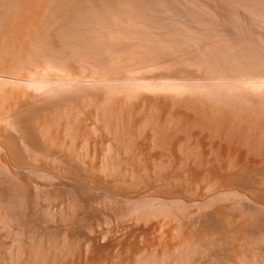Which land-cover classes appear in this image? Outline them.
<instances>
[{
    "label": "bare ground",
    "instance_id": "6f19581e",
    "mask_svg": "<svg viewBox=\"0 0 264 264\" xmlns=\"http://www.w3.org/2000/svg\"><path fill=\"white\" fill-rule=\"evenodd\" d=\"M185 1L180 0L181 6L174 1L173 6L167 0H0V195L16 192L10 200L3 197L10 207L1 199L6 205L0 202V234L14 226L12 216L22 202L24 208L29 205L23 217L34 225L38 215L32 208L40 200L46 204V222H65L64 228L52 229V237L65 229L72 241L69 252L77 255H58L60 249L53 244V257L49 245V259L42 261L46 252L42 253L38 228L25 224L30 227V243L12 228L17 240L11 236L14 241L6 245L1 264L102 262L107 248H115L117 242L103 245L109 233L93 226L100 223L99 205L107 198L100 194L105 190L108 196L112 186L106 178L123 172L134 179L141 169L144 176L154 177L141 179L147 185L157 183L155 191L167 187L172 195L191 193L203 182L209 192L217 185L222 189L200 201L189 200L196 209H188V215L187 202L180 204L182 197L157 192L162 195L133 199L126 194L130 218L144 220V225L152 217L178 222L168 233L179 240L174 246L161 253L150 250L153 253L143 257L138 253L141 257L134 264H202L208 256L217 260L215 244L227 255H236L238 262L227 258V264H264L259 252L253 258L243 256L248 244L264 249V0H203L217 13L208 4L204 11L198 8L200 2L195 8L192 0ZM115 102H120L119 109ZM121 103L134 104V111L121 108ZM125 116L134 119L125 121ZM119 121L127 123L121 125L126 129L119 128ZM142 180L125 184L132 190ZM11 201L16 207L20 204L14 212ZM225 201L237 203V215L227 213L231 205L219 206ZM243 203L248 205L238 207ZM201 215L206 217L199 219ZM145 228L143 232L154 226ZM125 241L123 245L136 248L135 242ZM123 247L129 253L134 249ZM240 248L246 249L243 254Z\"/></svg>",
    "mask_w": 264,
    "mask_h": 264
},
{
    "label": "rangeland",
    "instance_id": "374dc122",
    "mask_svg": "<svg viewBox=\"0 0 264 264\" xmlns=\"http://www.w3.org/2000/svg\"><path fill=\"white\" fill-rule=\"evenodd\" d=\"M167 1L172 2V4L169 3V2H168V4H171V5H173V6H174L173 3H175V2H176L175 4L180 3V0H174L175 2H174L173 0H167ZM178 1H179V2H178ZM184 1H185V0H184ZM187 1H188L189 3L191 2V1H189V0H187ZM192 1H193L194 3H190V4H195V6H196V7L194 6L195 8H197V6H198L199 4H201V6H198V8L200 9V7H203V8H201V9H203L204 11H208V10H206L207 5L205 6V4H208V1H206L207 3L204 2L205 0H204V1H203V0H200V1H199V0H192ZM196 1H197V2H196ZM202 1L204 2V4L202 3ZM185 2H186V1H185ZM199 2H200V3H199ZM197 3H199V4H197ZM209 3H211L210 0H209ZM181 4H182V6H181ZM181 4H178V5H180L181 8H182V7H183V4H184L183 1H181ZM185 4H186V3H185ZM171 5H170V6H171ZM178 5H175L174 8H177V10L179 9V10L182 11L183 8L180 9V8H179L180 6H178ZM203 5H204V6H203ZM208 5H209V10H210V9H212V10L214 9V6H212V4H208ZM210 5H211V6H210ZM173 6H172V7H173ZM176 6H178V7H176ZM194 7H193V8H194ZM204 7H205V9H204ZM210 7H211V8H210ZM215 7H216V5H215ZM217 8H219V6H218ZM201 9H200V10H201ZM207 9H208V8H207ZM214 10H215V13H217V12H216V11H217L216 8H215ZM214 10H213V11H214ZM218 10H219V9H218ZM232 31H233V30H232ZM233 32H234V31H233ZM115 90H117V89H115ZM119 92H122V91H121V90H118L117 93H119ZM119 97H120V96H119ZM115 103H116V104H115ZM115 103H113L112 105L115 104V105H114L115 108H116V109H119L120 107L117 108V106H118V104L120 105V102H119V103H118V102H115ZM132 103H134V102H132ZM134 104H135V103H134ZM134 104H129V105H131V106H129V105H127V104H124V105H125V106H124V105L121 103V105H122L121 108L124 106L123 109H126V108H127V109H128V112H129V109H130V108H132L133 111H134V108H133V107H134V106H133ZM116 105H117V106H116ZM127 106H128V107H127ZM110 107H111V106H110ZM111 108L114 109V107H111ZM123 109H122V110H123ZM132 109H130V110H132ZM111 110H112V109H111ZM122 110H120V111L122 112ZM133 111H132V112H133ZM153 112H154V113H153ZM153 112H151V113H152V114H155L156 111H153ZM125 113H126L125 115H128L127 110L125 111ZM156 113H157V112H156ZM123 114H124V111L122 112V117L124 116ZM128 116H129V115H128ZM128 116H125V121H129V120H126V117H128ZM133 116H136V115H133ZM154 116H155V115H154ZM154 116H153V117H154ZM156 116L158 117L159 115L156 114ZM122 117H121L120 119H118V120H121ZM128 118H129V117H128ZM131 118L134 119L133 117H131ZM131 118H129V119H130V121L132 122V119H131ZM111 119H112V118H110V121H111ZM113 119H114V118H113ZM157 119H158V118H157ZM251 119H253V118H251ZM114 120H115V119H114ZM114 120H112V121H113V123H112V126H113V127L116 126V123H117V122H115ZM116 120H117V119H116ZM123 120H124V117H123ZM153 120H154V122L156 121L155 124L158 123V120H155V118H153ZM112 121H111V122H112ZM121 121H122V120H121ZM121 121H119V124H120ZM130 121H129V122H130ZM250 121H251V120H250ZM123 122H124V121H123ZM173 122H174V121H173ZM173 122H172L171 124H173ZM253 122H254V121H253ZM114 123H115V124H114ZM124 123H126V122H124ZM124 123L122 124V122H121V124L119 125V128H120V127L123 128L122 130L126 129V127L128 126L127 123H126L127 126L123 127V126H124ZM174 123H175V125H177V124L179 123V121L174 122ZM176 123H177V124H176ZM214 123H215V122H214ZM249 123H250V125H251V122H248V124H249ZM113 124H114V125H113ZM128 124H129V123H128ZM180 124H182L181 121H180ZM215 124H216V123H215ZM248 124H247V125H248ZM254 124H255V123H254ZM254 124H252V125H254ZM121 125H123V126H121ZM178 125H179V124H178ZM182 125H184V122H183ZM173 126H174V124H173ZM120 130H121V129H120ZM121 132H124V131H121ZM158 133H160V132H158ZM119 134H122V133H119ZM160 134H162V136H164V135H163V132H161ZM167 136H169V139L167 138V142H168V140H171V139H170V135H167V134H166V137H167ZM158 137L161 138V136H158ZM166 137H163V139L165 138V142H166ZM171 138H172V137H171ZM135 139H136V138H135ZM158 139H159V138H158ZM136 140H137V139H136ZM161 140H162V138H161ZM161 140H158V142H159L160 145L162 144V143H160ZM162 141H163V145L167 143V142L164 143V140H162ZM162 141H161V142H162ZM132 142H133V145H134V141H132ZM135 142H136V141H135ZM170 142H171V141H170ZM192 142H193V141H192ZM130 143H131V142H126V144H128L127 146H132V145H131L132 143H131V144H130ZM136 143H137V142H136ZM168 144H169V142H168ZM163 145H162V146H163ZM91 146H92V143H90V147H91ZM164 146H165V145H164ZM262 146H263V145H262ZM134 147H135V146H134ZM263 147H264V146H263ZM158 150H160V149L158 148ZM121 164H123V163H121ZM122 167H123V168H122ZM122 167H120V168L118 169V170L121 169V172L124 171V168H125L126 166L123 165ZM138 167H139V166H135V168L138 169V170L136 169L137 171H139V168H138ZM135 168H134V169H135ZM141 168H142V167H141ZM263 169H264V165H263ZM140 171H141V172H139V173H142V174H140V175H138V174L135 173V174H136V177L139 178L138 180H137V179L134 180L136 177H134V179H133L131 176H129V174H128L127 176H126L125 174H122L123 172H122L121 174H118V175L116 174L117 176H115V178H114V176L111 177V178H113V179H110V178L108 179V178H106V182L108 181L107 183L109 184V181H111L110 183L112 184L110 191H107L109 194H108V196H107V195L104 196V194L106 193L105 190H102V191H104L105 193L103 192L102 194H100L102 191L99 192L100 196L102 195L103 197H107V198H105L106 200H103V203H104V204H105L106 201H107V203L105 204V206H106V205H107V206H106V209H105V206H103V205H104L103 203H102L101 205L98 204L99 206H101V207H100L101 209L99 208V206H97V208L101 210V211L99 210L101 213L99 212L100 215H98V218H99V219L97 218V222L100 220V223H99V222H98V224L95 223L93 226L96 225L95 230L97 229V231H99V230L101 229V230H100L101 232H105V234H106V231H107V232L109 233V235H108V233L106 234V235H108V236H105L107 239H106L105 237H104L105 239L102 238L103 240H101V243H102L103 245H108V244H111V243L114 244V242L117 241V242L115 243L117 247L115 246V248H109V249H113L112 252H111V250H109V249L107 248V250H106L107 252H106V253H108L109 255L107 254V256L105 257L106 260H105V259L102 260V262H100L99 264H101V263H103V262H104L103 264H128V263H130V264H134V263L136 262L135 260H136L138 257H141L142 253H143L142 257H143V256H148V255H150V254H152L153 252H156V251H158L159 253H161V252L164 250V248H166L168 245L170 246V244H171L172 246H174V245L179 241V240H177V238L173 237L171 234H168V233H171L172 229H173L175 226L178 225V222L175 223V221L172 220V219H171V223H170V219L168 220V219L162 218V219L165 220V224H166V226H164L165 228L163 227V229H160L161 225L164 224V221H163L161 218L158 219V218L152 217V219L150 218L149 221H148L147 223H146V221H145V225H144V222H143L144 220H138V219H137L136 217H134V216H132V218H130L131 216L129 215V211L126 210V209L128 208L127 206L129 205L128 203H126V202H127L126 199H125V197L127 196L126 194H129V195H130V198H133V199L144 198V196H145V197L155 196V195L158 194V193H163V195H165V196H167V195H168V196H171V195H172V193H171V194H170L169 192L167 193V190H165L167 187H166V188L162 187V190H161V191L158 190L159 188H157L156 191H155V188H156V187H155V184L157 185V183H153V184L150 183L149 185H147V182H146V181H147L152 175L150 174V176H149V174L147 173V176L149 177V178L147 179V176H144V175H143L144 172H142V169H141ZM119 172H120V171H119ZM145 173H146V172H145ZM263 173H264V172H263ZM119 175H120V176L122 175L123 177H122V176L120 177ZM124 175H125V178H124ZM141 175H143L144 177H143V176L140 177ZM118 177H120L121 179H119ZM130 177H131V178H130ZM145 177H146L147 180H146V179H143V180L141 179V178H145ZM116 178H117V179H116ZM129 178H130V179H129ZM152 178L154 179L153 176H152L150 179H152ZM155 178H157V177H155ZM107 179H108V180H107ZM118 179H119L120 181H119ZM123 179H125L126 181H124ZM131 179H132L133 181H136L137 183H138V181L140 182V180H142V181L145 180V181H144V183H141V184L139 183V185L132 187V190H131V188L128 186V184H127V185L125 184V182H128V181H129L128 183H130V182L132 181ZM153 179H152V180H153ZM116 180H118V182H119L118 185L116 184V183H118V182H116ZM155 180H156V179H155ZM113 181H115V182H113ZM123 181H124V183H123ZM112 182H113L114 184H113ZM121 182H122L124 185H122ZM175 182H176V181H175ZM204 183H205V182H203L202 184H200V185H199L200 187L198 186L199 188L197 187L199 190H198V189H195V191H193V192H191V193L185 191V193L183 192V193H184V194H183L182 191H181L180 193H177V195H178L179 197H178L176 194H173L174 197L176 196V198H180V197H182V198H180V199H182L183 203H180V204H182L183 207H184V204L187 202L186 204H188V205L185 206V207H187V209L185 208V209H186V213H187V212L189 213V210H190V212H192V211H194V210L196 209V208H194V205H193L194 203L190 202L189 200L192 199L191 201H193V200L196 199V201H197V200L200 201V200H202V198L204 199L205 196L210 195V194H213L214 192L216 193L217 191H221V189H222L219 185H217V186H219L218 188H217V186H216V188H215V186H213V187L210 188V189H212L211 192H209V190H208L207 188H206L207 190H204L205 187H206V186H204ZM115 184H116V185H115ZM159 184H160V183H159ZM175 184H176V183H175ZM177 184H178V183H177ZM120 185H121V187H120ZM125 185L127 186V188H129V189L131 190V191H130V190L128 189L130 192L127 191L128 193H126V190H127V189H126V186H125ZM153 185H154V187H155L154 189H153ZM179 185H180V184H179ZM201 185H202V186H201ZM205 185H207V183H206ZM124 186H125V187H124ZM140 186H141V187H140ZM142 187H143V188H142ZM116 188H118V189H116ZM121 188H122V189H121ZM137 188H138V190H137ZM139 188H140V189H139ZM214 188H215V189H214ZM219 188H220V189H219ZM57 189H58V188H56V190H57ZM112 189H113V190L116 189L117 192H116V190H114V191H115V192H114ZM123 189H124V190H123ZM213 189H214V190H213ZM218 189H219V190H218ZM54 190H55V189H54ZM56 190H55V193H56ZM60 190H61V189L59 188L58 191H60ZM140 190H141V191H140ZM197 190H198V191H197ZM215 190H216V191H215ZM6 191H8V190H6ZM6 191H5V193H6V194H9L10 191H9L8 193H7ZM11 191H13V190H11ZM45 191H50V190L48 189V190H45ZM120 191H121V192H120ZM164 191H166V192H164ZM204 191H205V192H204ZM212 191H213V193H212ZM14 192H15V191H14ZM14 192H11L9 195H5V196L7 197V200H10V199H11V196L16 195V192H15V194H14ZM123 192H124V193H123ZM141 192H142V193H141ZM152 192H153V194H151ZM157 192H158V193H157ZM201 192H202V193H201ZM206 192H207V193H206ZM45 193H46V192H45ZM51 193H52V191H51L48 195H50ZM91 193H93L94 195H96V194L94 193V191L91 192ZM130 193H131V194H130ZM134 193H135V194H134ZM146 193H147V194L149 193V194H148L149 196H148ZM186 193H187V194H186ZM110 194H111V195H110ZM119 194H120V195H119ZM179 194H180V195H179ZM193 194H194V195H193ZM10 195H11V196H10ZM109 195H110V196H109ZM132 195H133V196H132ZM158 195H160V194H158ZM161 195H162V194H161ZM161 195H160V196H161ZM173 195H172V196H173ZM182 195H183V196H182ZM190 195H191V196H190ZM196 195H197V197H196ZM199 195H200L201 197H200ZM5 196H4V194H3V195H0V202H1V203L3 202L2 200L5 201V199H3V197H5ZM8 196H9L10 198H9ZM50 196H51V195H50ZM116 196H118V197H116ZM135 196H136V197H135ZM141 196H142V197H141ZM184 196H185V197H184ZM6 197H5V198H6ZM15 197H16V196H15ZM108 197H109V200H108ZM115 197H116V198H115ZM119 197H120V198H119ZM121 197H124V198H123L124 200H123ZM183 197H184V198H183ZM194 197H195V198H194ZM13 198H14V197H12V199H13ZM185 198H186V199H185ZM200 198H201V199H200ZM1 199H2V200H1ZM14 199L16 200V198H14ZM17 199H18V198H17ZM116 199H117V200H116ZM118 199H119L120 201H119ZM19 201H20V200L18 199V202H19ZM104 201H105V202H104ZM109 201H110V202H109ZM122 201H123V202H122ZM184 201H186V202H184ZM6 202H7V205H8L9 201H5V203H6ZM11 202H13V203H12V205H13V204H14V201H11ZM18 202H15V203H18ZM36 202H37V201L34 202V203H35V206L33 205L35 208H32V209H33L32 211H34V213L37 212V215L39 216V217H38V216L36 215V213H35V216H37V217L34 218V220L36 219L34 222L37 223V221H38L37 224L35 223V224L37 225L36 227H34L35 224H34V225L32 224L31 226H30L29 224H27V222H26L27 219L24 218V217L26 216V213L29 211V209H28L29 205H27V208H26V207L24 208V206H26V205L22 206V205H23V204H22L23 202H22V203L19 202V203H21V205L18 203L21 207H19V205H17V207H19V208L17 209V210H19V212H18L17 210H15V211L18 212L20 216H19L18 214L16 215V212H15V214H13V213H11V211H10V214H11V215L13 214L12 217L14 218V222H11V220L13 219L12 217H11L12 219H11V220L9 219V220H10L11 223H13L12 226H13V225H14V226L11 227V229H10V227H9L10 230H9L8 228H6V230H9V233H8V231L3 230V231H2V234H3V235L0 234V237H1V235H2V237H1V239H0V245H1V246H0L1 248H0V249H1V250L3 249V252H1L0 256L3 255L2 253H5L3 256H5V255L7 254V252H6V249H7V248H6V245L10 246V245L12 244V242L14 241V240H11L12 238L15 239V240H17V239H16V236H17L18 232H19V235H21L22 233L24 234V237H25V238L21 236V238H23L22 240L25 239L24 241H28V237H27V234H28V231H29L28 229H29L30 227L33 226V227L30 228V229H33V228H34V229H37V228H38V230H36V231H39L38 233H40V234H39L40 237H38V238H40L39 241L42 240V241H41V244H40V245H41L40 247H41L42 249H41V248H40V249H41L42 251L45 250L44 252H42L43 254L46 252V253L44 254V255H45V258H46V257L48 258V255H49V254L46 255V254H47V251L49 250V249H48V246L50 245V246L53 248V247L55 246V245H53V244H56L57 248L60 249V250H58V253H57L58 255H62L63 257H65V256H67V254H68L67 258H70V256L72 257V253L69 252V248H70V246H71L72 241H71V240L69 241V239H71V237H70L68 234H66V232H63V231H65V229H63V231H61V233H60L59 235H57V237H55V238L52 237V235H51V232H53L52 229H53V228H56V226H57V227H61V228L63 227V228H64V225H63V222H64V221L62 222V220H61L60 218H58L57 220H55L56 223L53 221V223H54V224H53V223H51L52 220L50 221V219H49L50 222L47 221V222H48V223H47L45 220H46V219L48 220V218L46 217V214H44V213H45L46 204H45V203H42L40 200H39V202H40L41 204H43V206L40 205L39 202L36 204ZM124 202H125V203H124ZM188 202H190V203H188ZM194 202H195V201H194ZM230 202L232 203V201H229V203L225 201V202H221V205L218 204L219 202H218L217 204H218L219 206H223V203H225L224 206H228V205L230 206V205H231V207L234 206V207H236V209H237V206H236L237 203L234 202V204H233V203L231 204ZM3 203H4V202H3ZM5 203H4V204H5ZM110 203H111V204H110ZM113 203H114V204H113ZM121 203H122V204H121ZM226 203H227V205H226ZM245 203H246V202H245ZM245 203H243L244 205H243V204H238V207H239V205L242 206V207L248 205V204H245ZM4 204H1V205L3 206ZM124 204H125L126 206H125ZM127 204H128V205H127ZM189 204H190V205H189ZM5 205H6V204H5ZM36 205H37V206L40 205V206L37 207ZM110 205H111V206H110ZM117 205H118V206H117ZM2 206H1V207H2ZM14 206H15V207H14ZM14 206H12V207H14V208L11 207L13 212H14V209L17 208L15 204H14ZM44 206H45V207H44ZM229 206H228V207H229ZM4 207H5V206H4ZM8 207H10V205H8ZM36 207H37V208H36ZM113 207H114V208H113ZM118 207H119L120 209H119ZM126 207H127V208H126ZM188 207H189V208H188ZM195 207H197V206L195 205ZM215 207H217V206H215ZM231 207L228 208V209H230L231 212H227V213H231V214H229V215H231V216H234L235 213H236V215H237V214H238V213H237V212H238V209L235 210V211H237V212H235V211H234L235 208L233 207V210H232ZM11 208H9V210H11ZM20 208L23 209V210L21 211ZM38 208H41V209H38ZM42 208H43V209H42ZM103 208H104V209H103ZM107 208H108V209H107ZM116 208H117V209H116ZM193 208H194V209H193ZM240 208H241V207H240ZM240 208H239V209H240ZM5 209H6V211L8 210L7 208H4V210H5ZM25 209H26V210H25ZM27 209H28V211H27ZM102 209H103L104 211H103ZM112 209H113V210H112ZM121 209H122V211H121ZM188 209H189V210H188ZM192 209H193V210H192ZM243 209H246V208L244 207ZM9 210H8V213H9ZM24 210H25V212L27 211V212L25 213V215H24V212H23ZM37 210H38V211H37ZM42 210H44V212H43ZM187 210H188V211H187ZM40 211H41L42 213H41ZM102 211H103V213H102ZM123 211H124V212H123ZM228 211H229V210H228ZM22 212H23V213H22ZM127 212H128V214H126ZM234 212H235V213H234ZM20 213H21V214H20ZM39 213H40V214H39ZM46 213H47V212H46ZM118 213H119V214H118ZM188 213H187V215H188ZM207 213L209 214L210 211L208 210L207 212H205V213H203V214H207ZM42 214H43V215H42ZM101 214H104V215H101ZM106 214H107V215H106ZM108 214H109V215H108ZM120 214H121L122 216H121ZM123 214H124L126 217H124ZM233 214H234V215H233ZM11 215H9V217H10ZM14 215H15V216H14ZM128 215H129V216H128ZM187 215H185V218H184V219L188 218V217H186ZM21 216H22V218L20 219ZM23 216H24V217H23ZM100 216H101V217H100ZM117 216H118V217H117ZM15 217H16V218H19V219H15ZM26 217H27V216H26ZM107 217H109V218H107ZM121 217H123V218H121ZM182 217H183V216H182ZM201 217H202V215H201L200 217H198V218L201 219ZM205 217H206V216L203 215L202 218L204 219ZM45 218H46V219H45ZM116 218H117V220H116ZM127 218H128V219H127ZM23 219H25V220H23ZM43 219H44V220H43ZM108 219H109V220H108ZM111 219H112V220H111ZM136 219H137V220H136ZM181 219H183V218H181ZM203 219H202V220H203ZM15 220L17 221V223H15V222H16ZM126 220H129V221H126ZM131 220H132V221H131ZM186 220H187V219H186ZM186 220H183V221H186ZM202 220H201V221H202ZM12 221H13V220H12ZM18 221H19V222H18ZM20 221H22V223H21ZM23 221H24V222H23ZM43 221H44V222H43ZM109 221H110V222H109ZM130 221H131L132 223H131ZM136 221H137V223H136ZM158 221H159V222H158ZM160 221H161L162 223H161ZM183 221H182V223H183ZM10 222H9V223H10ZM25 222H26V223H25ZM34 222H33V223H34ZM39 222H40V223H39ZM105 222H107V223H105ZM112 222H113V224H112ZM134 222H135V223H134ZM23 223H24V225H22ZM64 223H65V222H64ZM109 223H110V224H109ZM124 223H125V224H124ZM158 223H159V224H158ZM15 224H16V225H15ZM17 224H18V225H17ZM25 224H26L27 226L29 225L30 227H27ZM44 224H47V225H44ZM99 224L101 225V228H99V227H100ZM105 224H106V225H105ZM150 224H151V225H150ZM160 224H161V225H160ZM165 224H164V225H165ZM19 225H20V226H19ZM39 225H40V226H39ZM43 225H44L45 227H44ZM82 225H83V224H82ZM107 225H108L109 227H108ZM110 225H111V226H110ZM123 225H124V226H123ZM135 225H136V226H135ZM143 225H144V226H143ZM146 225H147V227H146ZM157 225H158V226H157ZM167 225H168V226H167ZM10 226H11V224H10ZM23 226H24V227H23ZM53 226H54V227H53ZM97 226H98V227H97ZM102 226H103V227H102ZM117 226H118V227H117ZM129 226H130V227H129ZM149 226H152V227L154 226V228H155L156 230H155L154 228H150V229H149L150 231L147 230V232H143L142 228H145V227H146V228H149ZM15 227H16V228H15ZM22 227H23V228H22ZM26 227H27L28 229H27ZM85 227H86V225H85ZM85 227H83V228H85ZM113 227H114V228H113ZM122 227H124V228H122ZM128 227H129V228H128ZM131 227H133V228L131 229ZM12 228H14L15 230H12ZM18 228H19V229H18ZM20 228H21V229H20ZM111 228H112V229H111ZM126 228H127V230H126ZM146 228H145V229H146ZM161 228H162V227H161ZM22 229H23V230H22ZM24 229L27 230V231H25ZM104 229H105V230H104ZM108 229H109V230L111 229V230L109 231ZM113 229H114V231H112ZM129 229H130V232H132V231L135 230V231H136V234H137L138 232H140L141 230H142V231H141V233H138L137 236H136L135 232H134V234H131L130 232H128ZM158 229H159V230H162V232H161V231H158ZM11 230L14 231V233H16V236H15V234H14ZM16 230H18V231H16ZM20 230H21V231H25V232H21ZM40 230H41V231H40ZM61 230H62V229H61ZM83 230H84V229H83ZM85 230H86V229H85ZM85 230H84V231H85ZM118 230H119V231H118ZM122 230H123V231H122ZM125 230H126V231H125ZM131 230H132V231H131ZM139 230H140V231H139ZM154 230H155V231H154ZM15 231H16V232H15ZM137 231H138V232H137ZM148 231L151 232V233H149ZM4 232H5V233H4ZM10 232L12 233V235H11ZM20 232H21V233H20ZM26 232H27V234H26ZM43 232H45L47 235H46L45 233H43ZM49 232H50V233H49ZM116 232H117V233H116ZM121 232H122V233H121ZM126 232H127V233H126ZM152 232H154V233H152ZM157 232H158V233H157ZM7 233H8V234H7ZM111 233H112V234H111ZM119 233H120V234H119ZM129 233H130V234H129ZM147 233H148L149 235H148ZM159 233H160V234H159ZM161 233H162V234H161ZM163 233H165V234H163ZM49 234H50V235H49ZM64 234H66V235H64ZM114 234H115V235H114ZM124 234H125V235H124ZM140 234H141V235H140ZM154 234H155V235H154ZM8 235H9V236H8ZM42 235H43V236H42ZM113 235H114V236H113ZM119 235H121L122 237L119 236ZM130 235H131V237L134 236V235H135L136 237L134 236L133 238H131ZM153 235H154V236H153ZM4 236H5V237H4ZM6 236H7V238L9 237L10 240L5 239ZM11 236H13V237L11 238ZM14 236H15V237H14ZM41 236H42V237H41ZM44 236H45V238H44ZM50 236H51V237H50ZM125 236H127V237H125ZM138 236H139V238H140V236H141L140 240H139ZM148 236H149V237H148ZM18 237H20V236H18ZM26 237H27V238H26ZM49 237H50V238H49ZM63 237H65L66 239H64ZM67 237H69V239H68ZM124 237H125V239H126L128 242H132V243L135 242L136 244H134V245H136V248H135L134 246H132V244H131V246L134 247V249H133L131 246L123 245V243L126 242L125 239H124ZM150 237H151V238H150ZM160 237H162V238H160ZM164 237H165V238H164ZM168 237H169V238H168ZM172 237H173V238H172ZM3 238H4L5 240H4ZM21 238H19V239L21 240ZM42 238H43V239H42ZM52 238H53L54 240H53ZM120 238H121V239H120ZM128 238H129V239L131 238V239H130L131 241H130ZM134 238H135V240H134ZM136 238H137V239H136ZM147 238H148V240H147ZM2 239H3V240H2ZM19 239H18V240H19ZM26 239H27V240H26ZM123 239H124V240H123ZM132 239H133V240H132ZM161 239H162V240H161ZM171 239H172V240H171ZM37 240H38V239H37ZM72 240H73V239H72ZM173 240H174V241H173ZM1 241H2V242L4 241V242L2 243ZM39 241H36V242H38V244H39ZM44 241H45L47 244H46ZM120 241H121V244L119 243ZM138 241H139V242H138ZM153 241H154V242H153ZM162 241H163V242H162ZM164 241H165V242H164ZM176 241H177V242H176ZM8 242H9V243H8ZM48 242H50V243H52V244H49ZM55 242H56V243H55ZM65 242H66L67 244H65ZM70 242H71V243H70ZM28 243H30V242L28 241ZM69 243H70V244H69ZM107 243H108V244H107ZM165 243H166V244L168 243V244L166 245ZM173 243H174V244H173ZM3 244H4V245H3ZM44 244H45V245H44ZM57 244H58V245H57ZM145 244H146V245H145ZM36 245H37V244H36ZM52 245H53V246H52ZM65 245H66V247H64ZM68 245H70V246L67 247ZM164 245H166V246L164 247ZM248 245H249L251 248L248 246V249H247V250L245 249L246 251H245L243 248H242V249L240 248L241 251H238V252H240L239 254H243L242 251H245V253L243 254V256H245V257L247 256V257H249V258H253L254 253L256 254V253L259 252L258 254H264V249H263V251L260 252L258 249H256L257 247H256V248L254 247V246H255L254 244H253L252 246H251L250 244H248ZM2 246H3V248H2ZM4 246H5V248H4ZM111 246H112V245H111ZM111 246H109V247H111ZM123 246H126V248H128V249H130V250L133 249V250L130 251L131 254H130L127 250H125V248H124ZM146 246H147V247H146ZM155 246H156V248H155ZM158 246H159V247H158ZM215 246H217V248H215V249H217L218 251H217V250L215 251V254H217V255H215L214 258H216L217 260H215V259L212 260L213 257L208 256V257L204 260L205 262H203L202 264H211V261L216 262V264H217V262L219 263V261H220V262H223V264H225V263L227 264V263H228V259H227V258H229V260H230V258H231V262H233V263H234V262H235V263L238 262V261H237V260H238L237 257H235L236 255H235V256L233 255V256H232L233 259H232V257H231L229 254H228V255H229L230 257H229L226 253H224L225 251H223L222 249L220 250V249L218 248L219 245H216V244H215ZM240 246H241V245H240ZM51 247H49V248H50L52 251H50V250L48 251V252H51V255H49L50 258L53 257V256H52V255H53V252H56V251H55L56 248L54 247V251H53V249H52ZM107 247H108V246H107ZM112 247H113V246H112ZM121 247H122V248H121ZM138 247L140 248L141 251L138 250V249H139ZM143 247H144V248H143ZM153 247H154V248H153ZM157 247H158V248H157ZM219 247H221V245H220ZM243 247H245V246H243ZM246 247H247V246H246ZM43 248H45V249L43 250ZM67 248H68V250H67ZM116 248H117V250H116ZM123 248H124V253H123ZM147 248H148V249H147ZM160 248H161V249H160ZM221 248H222V247H221ZM223 248H224V246H223ZM254 248H255V250H254ZM46 249H47V250H46ZM153 249H155V250L151 253L150 250H153ZM1 250H0V251H1ZM118 250H119V251L121 250V251H122V254H121V252H118ZM137 250H138L139 252H138ZM144 250H145V251H144ZM161 250H162V251H161ZM134 251H136L137 254H135ZM143 251H144V252H143ZM148 251H149V252H148ZM222 251H223V252H222ZM248 251H249L250 253H249ZM252 251H253V254H252ZM254 251H255V252H254ZM114 252H115V253H114ZM117 252H118V253H117ZM125 252H127V253H125ZM69 253H70V254H69ZM106 253H105V254H106ZM113 253H114V254H113ZM138 253H139V254L141 253V255H138ZM145 253H148V254H145ZM219 253H220V254H219ZM222 253L226 254L228 257L225 256L224 254H223V256H222ZM246 253H247V254H246ZM55 254H56V253H55ZM55 254H54V255H55ZM77 254H78V253H77ZM144 254H145V255H144ZM245 254H246V255H245ZM250 254H252V255H250ZM44 255H43V257L41 256V258H43L42 261H44V260H45V261H48L49 258H48V259L46 258L47 260L44 259ZM74 255H75V256H73V257H77L76 253H75ZM122 255H123V256H122ZM125 255H126L127 257H126ZM128 255H129V256H128ZM249 255H250V256H249ZM124 256H125V258H124ZM131 256H132V257H131ZM262 256H263V255H262ZM73 257H72V258H73ZM118 257H119V258H118ZM128 257H129V258H128ZM136 257H137V258H136ZM224 257H225V258H224ZM234 257H235V259H234ZM263 257H264V256H263ZM2 258H3V259H1V258H0V259H1V260H4V257H2ZM123 258H124V259H123ZM218 258H219V259H218ZM223 258H224V259H223ZM222 259H223V261H222ZM119 260H120V261H119ZM127 260H128V261H127ZM42 261H41V263H42ZM108 261H109V262H108ZM129 261H131V262H129ZM170 261H171V260H169L168 262H170ZM208 261H209V262H208ZM224 261H225V262H224ZM3 262H4V261H3ZM107 262H108V263H107ZM115 262H116V263H115ZM125 262H126V263H125ZM132 262H133V263H132ZM166 262H167V261H166ZM166 262H165L164 264H166ZM170 263H171V262H170ZM170 263H167V264H170ZM0 264H1V261H0ZM2 264H3V263H2ZM4 264H6V263L4 262ZM32 264H35V263L33 262ZM97 264H98V263H97ZM212 264H215V263H212ZM251 264H257V263H251Z\"/></svg>",
    "mask_w": 264,
    "mask_h": 264
}]
</instances>
